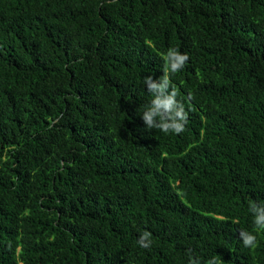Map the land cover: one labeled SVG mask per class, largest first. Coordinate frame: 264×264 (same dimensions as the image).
<instances>
[{"label": "trees", "instance_id": "obj_1", "mask_svg": "<svg viewBox=\"0 0 264 264\" xmlns=\"http://www.w3.org/2000/svg\"><path fill=\"white\" fill-rule=\"evenodd\" d=\"M172 48L180 134L141 119ZM253 201L264 0H0V264H264Z\"/></svg>", "mask_w": 264, "mask_h": 264}, {"label": "clouds", "instance_id": "obj_2", "mask_svg": "<svg viewBox=\"0 0 264 264\" xmlns=\"http://www.w3.org/2000/svg\"><path fill=\"white\" fill-rule=\"evenodd\" d=\"M166 67L164 75L160 79L148 75L144 78L146 89L153 94V99L145 106L141 113V119L145 129L157 128L164 133L180 134L188 123V115L183 103L177 100L178 90L172 84L169 73H177L185 67L189 60L187 53H181L175 48L169 49L164 56ZM250 210L254 215V225L257 230H264V203L251 202ZM239 237L246 248L254 249L257 244V236L252 232L240 230ZM137 243L143 248L151 246V233L144 231L140 234ZM189 264H199L197 259H190ZM209 264H222L213 258Z\"/></svg>", "mask_w": 264, "mask_h": 264}]
</instances>
